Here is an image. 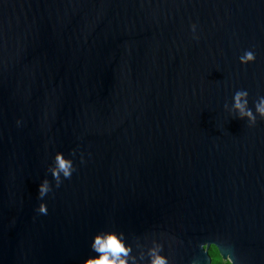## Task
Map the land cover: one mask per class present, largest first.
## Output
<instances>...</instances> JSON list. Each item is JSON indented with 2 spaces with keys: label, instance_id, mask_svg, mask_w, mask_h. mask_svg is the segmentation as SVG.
Wrapping results in <instances>:
<instances>
[{
  "label": "water",
  "instance_id": "1",
  "mask_svg": "<svg viewBox=\"0 0 264 264\" xmlns=\"http://www.w3.org/2000/svg\"><path fill=\"white\" fill-rule=\"evenodd\" d=\"M240 89L255 111L264 0H0V264H83L109 229L169 264H264V120L231 116Z\"/></svg>",
  "mask_w": 264,
  "mask_h": 264
},
{
  "label": "clouds",
  "instance_id": "2",
  "mask_svg": "<svg viewBox=\"0 0 264 264\" xmlns=\"http://www.w3.org/2000/svg\"><path fill=\"white\" fill-rule=\"evenodd\" d=\"M197 24H191V32L193 39L199 40L197 35ZM257 60L256 54L253 50H245L239 57L241 65L248 66L254 64ZM249 92L244 89L237 90L233 95L232 109L235 110L236 115H231L234 119L246 120L249 127H255L260 120H264V96H259L254 102L255 111L249 104ZM227 112V105L225 106ZM22 122L17 120L19 126ZM90 155V154H89ZM76 150L74 149L69 156L64 152L57 151L52 158V162L48 165L47 172L51 175L52 180L45 177L38 187L39 203L36 212L41 215L48 214V204L45 198L52 193L54 189L62 186L65 180H70L73 174L77 171V164L75 161ZM80 163H86L84 154H80ZM53 181L55 182L53 184ZM204 249L206 244L201 245ZM215 247V246H214ZM221 260L225 264H243L239 257L229 251L228 255L224 254ZM90 254L83 262V264H169V260L164 255V245L154 241L152 246L144 252H137L133 243H130L128 237L123 231L117 230H101L97 232L90 243Z\"/></svg>",
  "mask_w": 264,
  "mask_h": 264
},
{
  "label": "trees",
  "instance_id": "3",
  "mask_svg": "<svg viewBox=\"0 0 264 264\" xmlns=\"http://www.w3.org/2000/svg\"><path fill=\"white\" fill-rule=\"evenodd\" d=\"M210 255L212 257V264H215V258H217V257L219 260V264H221V256L219 255L217 248L212 247L210 250Z\"/></svg>",
  "mask_w": 264,
  "mask_h": 264
},
{
  "label": "rangeland",
  "instance_id": "4",
  "mask_svg": "<svg viewBox=\"0 0 264 264\" xmlns=\"http://www.w3.org/2000/svg\"><path fill=\"white\" fill-rule=\"evenodd\" d=\"M215 264H219L218 257H217V258H215ZM221 264H225V262L221 260Z\"/></svg>",
  "mask_w": 264,
  "mask_h": 264
}]
</instances>
